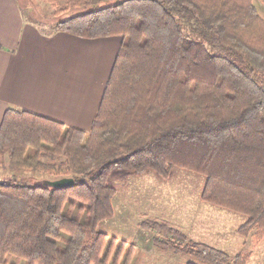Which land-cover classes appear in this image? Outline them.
<instances>
[{"label":"trees","instance_id":"obj_1","mask_svg":"<svg viewBox=\"0 0 264 264\" xmlns=\"http://www.w3.org/2000/svg\"><path fill=\"white\" fill-rule=\"evenodd\" d=\"M40 1L66 4L57 15L76 11L54 31L123 42L91 131L5 110L0 167L14 172L0 181V264L130 263L121 256L128 243L113 255L116 238L97 229L115 215L114 171L200 174L201 200L245 215L239 235L263 240L264 18L254 0H121L94 9L117 0ZM28 173L75 183L54 189L27 183ZM141 224L157 245L197 259L187 264L249 263L246 251L231 258L166 221Z\"/></svg>","mask_w":264,"mask_h":264},{"label":"rangeland","instance_id":"obj_2","mask_svg":"<svg viewBox=\"0 0 264 264\" xmlns=\"http://www.w3.org/2000/svg\"><path fill=\"white\" fill-rule=\"evenodd\" d=\"M18 1L26 18L37 21L49 34L54 32L56 22L67 18L73 11L76 12L68 7L66 10L69 12L57 15L55 10L67 7L66 4L51 5L40 0ZM118 1L121 0L103 1L91 9L110 6ZM254 3L258 14L264 18V5L259 0H254ZM13 172L9 167H0V181L8 180ZM36 175L25 174L26 182L40 183L45 180L42 175ZM205 181L204 176L178 167H172L167 178L160 177L153 170L129 178L119 171H114L107 178V183L117 189L112 203L115 215L101 221L97 229L107 233L110 239L116 238L113 255L120 250V243H128L121 251L122 259L127 255L131 256L128 264L197 262V259L190 255L157 245L152 239V233L141 227V223L148 220L166 221L183 232L189 241L223 250L231 258L244 250L250 254L248 264H264V239L257 241L254 233L248 238L239 235V227L247 219L245 215L202 201L201 193ZM85 216L87 214L83 212L82 222L85 221ZM132 244L136 247L131 250L129 246Z\"/></svg>","mask_w":264,"mask_h":264},{"label":"crops","instance_id":"obj_3","mask_svg":"<svg viewBox=\"0 0 264 264\" xmlns=\"http://www.w3.org/2000/svg\"><path fill=\"white\" fill-rule=\"evenodd\" d=\"M18 0H0V126L16 107L91 131L123 42L43 30Z\"/></svg>","mask_w":264,"mask_h":264},{"label":"water","instance_id":"obj_4","mask_svg":"<svg viewBox=\"0 0 264 264\" xmlns=\"http://www.w3.org/2000/svg\"><path fill=\"white\" fill-rule=\"evenodd\" d=\"M41 182L43 183V185L54 189H69V187H72L75 183L74 178H62L54 181L45 180L44 182Z\"/></svg>","mask_w":264,"mask_h":264}]
</instances>
